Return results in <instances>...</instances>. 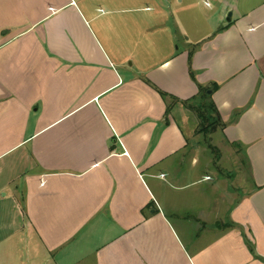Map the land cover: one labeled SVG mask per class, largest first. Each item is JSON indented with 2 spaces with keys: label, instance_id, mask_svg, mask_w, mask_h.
Masks as SVG:
<instances>
[{
  "label": "crops",
  "instance_id": "crops-1",
  "mask_svg": "<svg viewBox=\"0 0 264 264\" xmlns=\"http://www.w3.org/2000/svg\"><path fill=\"white\" fill-rule=\"evenodd\" d=\"M215 2L218 31L193 37L184 0H0V242L25 228L28 245L15 264H264V0ZM200 89L250 168L228 215L245 231L193 250L164 191Z\"/></svg>",
  "mask_w": 264,
  "mask_h": 264
},
{
  "label": "rangeland",
  "instance_id": "rangeland-1",
  "mask_svg": "<svg viewBox=\"0 0 264 264\" xmlns=\"http://www.w3.org/2000/svg\"><path fill=\"white\" fill-rule=\"evenodd\" d=\"M208 2L209 6H207ZM215 3V0H184V5L193 4L188 16L190 28L195 29L193 37H197L198 33L205 34V31L208 35H213L218 31L217 29L210 31V26L218 18V15H212V18H210L218 4V2ZM198 24L202 28L204 27V31L197 30ZM187 35H184V37L187 38ZM209 97H205L207 108L204 110L207 109L209 115L213 116L215 114L212 110L213 100H208ZM178 102V100H173V106L181 105ZM205 104L198 103L197 100H192V103H190L189 109L195 117L192 119L190 126L189 144L185 152L180 153L181 155L174 159L173 169L178 181H173L174 184L169 185L171 188L164 191L170 196L168 198L165 195L164 207L175 221V225L181 233L180 236L184 239V245L191 243L193 250L198 249L196 246L203 247L213 242V237L215 238L219 233L215 235L216 230H213L214 228L229 230L236 227L235 223L230 222L228 219V215L235 208L232 201L234 196H231L230 190L235 187V182L240 183L242 181L243 185L245 181L249 180L250 168L249 162L244 156L243 145L223 139L221 136L222 126L213 124L210 126L209 132L204 131V126L210 124L199 115ZM214 127L217 128L215 131L212 129ZM162 177H165L164 174H162ZM186 182L189 185L182 189V183ZM8 208L11 209V206ZM204 210L208 213L207 218L202 215ZM215 213H217V217H215ZM181 219L189 221L190 225L182 224ZM4 225L0 224V237L8 230ZM14 228H16V223ZM188 228L191 230L190 232ZM236 229L244 232L246 227L244 224H239ZM25 230V228L22 231L20 230L8 241L0 242V264H15L19 258L25 260L28 248ZM190 233L193 234L191 238ZM195 234L199 236V239L192 243L197 239L193 238V236H196ZM245 240L247 241L246 238ZM246 241L245 243L248 244L249 242ZM248 246L250 247L249 244ZM13 249L16 251H13Z\"/></svg>",
  "mask_w": 264,
  "mask_h": 264
},
{
  "label": "trees",
  "instance_id": "trees-1",
  "mask_svg": "<svg viewBox=\"0 0 264 264\" xmlns=\"http://www.w3.org/2000/svg\"><path fill=\"white\" fill-rule=\"evenodd\" d=\"M201 90V92L203 91L204 92V97H208L209 96V94H208V91H207V89H200ZM160 93H161V95L164 97V98H166L168 95L165 93V92H163V91H160ZM212 107H213V111L215 112V114L212 116V115H209V112H207L206 110H204L205 108H207V105L205 104L202 108H203V110H201L200 111V113H199V115L200 116H202L203 118H204V121L205 120H207V122H208V124L209 125H205L204 126V131H206V132H209L210 131V126H212L213 124H215V125H223L224 123H223V120H222V117H221V115H220V113H219V111H218V109H217V107H216V105L212 102ZM200 110V109H199ZM214 117V118H213ZM215 128V127H214ZM214 128H212V129H214Z\"/></svg>",
  "mask_w": 264,
  "mask_h": 264
},
{
  "label": "water",
  "instance_id": "water-1",
  "mask_svg": "<svg viewBox=\"0 0 264 264\" xmlns=\"http://www.w3.org/2000/svg\"><path fill=\"white\" fill-rule=\"evenodd\" d=\"M231 17H232V12L229 13V16H228V21L231 20Z\"/></svg>",
  "mask_w": 264,
  "mask_h": 264
}]
</instances>
